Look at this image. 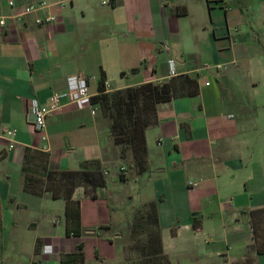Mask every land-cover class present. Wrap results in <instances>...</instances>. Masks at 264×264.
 I'll list each match as a JSON object with an SVG mask.
<instances>
[{
  "label": "crops",
  "instance_id": "0c3cea01",
  "mask_svg": "<svg viewBox=\"0 0 264 264\" xmlns=\"http://www.w3.org/2000/svg\"><path fill=\"white\" fill-rule=\"evenodd\" d=\"M49 14L52 22L36 23ZM0 19V126L17 130L12 148L0 138V264H60L79 245L77 264H119L114 232L150 202L168 264H264L249 216L264 208V0H0ZM203 57L217 64L213 83L196 65ZM102 73L111 90L175 82L145 131L146 170H125L124 180L96 114L65 105L46 117L45 139L27 121L29 99L45 104L76 75L94 95ZM185 74L197 75L195 95L180 91ZM26 147L46 151L55 169L86 160L109 169L95 198L82 186L72 193L77 235L66 230L63 197L23 189Z\"/></svg>",
  "mask_w": 264,
  "mask_h": 264
},
{
  "label": "trees",
  "instance_id": "16d2710c",
  "mask_svg": "<svg viewBox=\"0 0 264 264\" xmlns=\"http://www.w3.org/2000/svg\"><path fill=\"white\" fill-rule=\"evenodd\" d=\"M177 14H184L175 9ZM175 77V76H173ZM171 77V78H173ZM104 74L99 77L97 93L91 96L100 117L108 123L109 137L113 143L121 145L120 158H125L130 150L136 161L137 172L146 170L147 149L146 129L158 122L156 105L176 96L175 82L170 79L162 83L144 82L120 89L106 90ZM182 93L195 95L198 92L197 75L185 74L179 82ZM93 163L95 167H90ZM99 160H86L78 170L55 169L50 167L49 154L34 147H26L21 173L23 189L41 195L49 191L53 198L66 200V230L72 234L80 233V202L72 200V193L78 186L95 198V189L106 185ZM120 179L124 180L121 174ZM250 225L254 239L253 247L258 254H264V208L249 211ZM151 223V224H149ZM196 224H194L195 226ZM130 237L135 239L127 261L119 264H168V256L163 252L160 224L155 202L138 209L136 218L127 225ZM82 246L76 251L61 257L60 264H77L84 261ZM244 261L242 264H245Z\"/></svg>",
  "mask_w": 264,
  "mask_h": 264
},
{
  "label": "built area",
  "instance_id": "2783aa9c",
  "mask_svg": "<svg viewBox=\"0 0 264 264\" xmlns=\"http://www.w3.org/2000/svg\"><path fill=\"white\" fill-rule=\"evenodd\" d=\"M70 1V0H69ZM14 5V1L9 2ZM47 6V3L41 1L37 4H28L23 7L24 13H30L34 10H40ZM55 16L49 14L44 17L36 18V23L46 24L52 22ZM5 24V19H0V25ZM174 59L168 60L169 75L176 76ZM106 90H111L109 84L104 81ZM92 94L88 91L87 77L76 75L68 79L67 88L64 91L54 93L50 100L45 104H40L36 98L28 100L26 114L27 121L32 126L33 131L40 139H45L44 129L46 126V117L51 113L60 110L65 105H70L76 110H89L90 114H96L97 105L91 101ZM17 130L15 128H7L0 126V138L8 141L9 147L12 148L16 142Z\"/></svg>",
  "mask_w": 264,
  "mask_h": 264
},
{
  "label": "rangeland",
  "instance_id": "374dc122",
  "mask_svg": "<svg viewBox=\"0 0 264 264\" xmlns=\"http://www.w3.org/2000/svg\"><path fill=\"white\" fill-rule=\"evenodd\" d=\"M204 56H205V54H204ZM206 57H203V61L197 62L196 65L198 67H202L201 74L203 75V77L204 78L206 77L210 82L213 83L214 79H215V75L217 73V71L215 69V65H217V64H215L213 62V60L210 58L208 59L209 63L205 64L204 60L206 59ZM261 92H264V88L261 89ZM96 118H98V120L102 124L107 122L106 119H103L100 117L98 108L96 110ZM110 142H111V144L105 150V155L107 157V160L110 163L112 160L113 161L117 160L118 161L117 164H120L121 162H123L125 164V165L119 166V168H118L119 177L122 174L125 178V176H126L125 170L137 171L136 161L134 160L131 151L130 150L127 151V155L125 158H120L121 145L113 143L111 139H110ZM100 166L102 168L104 176L105 177L108 176V174H106L105 171L108 172L109 169L105 166H102L101 164H100ZM109 166L110 165H108V167ZM90 167H95V166L93 165V163H91ZM149 224H151V223H149ZM127 228H128V226H126L124 228L122 227V228H120L114 232L116 234L117 232L119 233V231H121V234H118V236H120L119 239H118V236L116 237L114 235V237H113L114 239H118L117 241H118V243H120V261H122V262L127 261V257L130 255L131 247H132V245H134L136 237L142 238V235L130 237V235H129L130 231ZM249 258H251V257L249 256ZM245 264H254V260L252 261V259H249V260H247V262Z\"/></svg>",
  "mask_w": 264,
  "mask_h": 264
}]
</instances>
